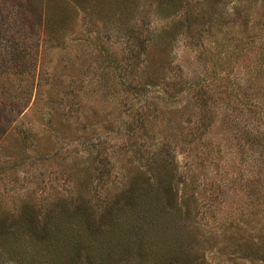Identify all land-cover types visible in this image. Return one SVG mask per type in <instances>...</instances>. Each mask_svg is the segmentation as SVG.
Segmentation results:
<instances>
[{
  "label": "rangeland",
  "instance_id": "obj_1",
  "mask_svg": "<svg viewBox=\"0 0 264 264\" xmlns=\"http://www.w3.org/2000/svg\"><path fill=\"white\" fill-rule=\"evenodd\" d=\"M174 1L0 0V264L50 259L12 241L20 214L90 231L134 186L191 212L161 263L264 264V0Z\"/></svg>",
  "mask_w": 264,
  "mask_h": 264
},
{
  "label": "trees",
  "instance_id": "obj_2",
  "mask_svg": "<svg viewBox=\"0 0 264 264\" xmlns=\"http://www.w3.org/2000/svg\"><path fill=\"white\" fill-rule=\"evenodd\" d=\"M179 1L176 0L172 3L173 12L181 11L182 1L178 4ZM187 18V16L184 17V19ZM174 180L172 177V186ZM169 185L170 183L165 188ZM171 195V189L167 193L163 190L150 193L146 190L140 192L136 186L129 187L124 195L123 205L117 204L119 206L105 213L109 222L103 227L90 231H88V226L84 229L81 222L87 220L92 215L91 212L76 213L67 209L65 213L61 211L54 215L53 218L56 221H53L51 226L44 223L40 227L33 225L26 214H20L18 222L11 225V233H14L11 236L12 241H20L21 244L28 245L35 239L39 245H44L45 251L47 250L50 255L49 260L45 259V264H79L73 257L90 258V255L99 254L107 249L114 251V254L117 251L128 254L135 251L142 253L141 256H145L147 250L153 249L151 244L155 243L154 264H163L158 257L175 256L174 247L176 249L178 242L184 241L187 236L184 235L187 230L183 231V229L177 232L172 230L174 231L172 235V232H169L167 226L162 223L163 219L172 216L177 220L187 221L190 219L191 213L186 206L179 203L177 196L174 197V200L169 198ZM70 222L71 226L68 227L66 224ZM122 223H126V225ZM135 225H142V229L138 231ZM5 229L4 222H0V232H4ZM2 239L1 243H4ZM132 239L136 242L135 249L131 244ZM160 251L167 256L156 253ZM108 255L110 254L108 253ZM14 256L12 255V258ZM106 257L109 256L105 255L103 258L106 259ZM22 259L23 257H18L17 261L22 262ZM87 261L89 263V260ZM93 262L98 263L94 260ZM88 263L86 262V264Z\"/></svg>",
  "mask_w": 264,
  "mask_h": 264
}]
</instances>
